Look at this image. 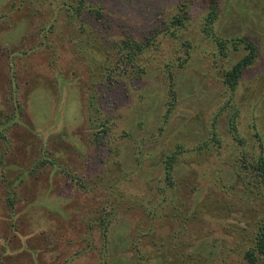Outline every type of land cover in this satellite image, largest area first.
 Wrapping results in <instances>:
<instances>
[{
  "label": "rangeland",
  "instance_id": "obj_1",
  "mask_svg": "<svg viewBox=\"0 0 264 264\" xmlns=\"http://www.w3.org/2000/svg\"><path fill=\"white\" fill-rule=\"evenodd\" d=\"M87 1L101 13L85 10L86 26L105 45L125 36L143 40L156 35L155 45L145 56L146 73L134 79L118 76L108 84L101 80L106 72L105 53L80 45V51L74 49L83 34L74 37L79 30L67 22L58 0L45 1L35 12L30 0L23 6L19 0H0V264H136L133 243L140 223L144 222L145 230L152 228L142 209L152 206V195L161 182L162 153L176 143L194 146L201 141L207 121L222 103L224 89L217 67L225 61L214 65L213 46L202 37L204 0ZM180 1L189 4L190 16L184 36L178 39L161 28ZM220 5L218 34H248L262 46L235 95L242 105L239 129L250 145L257 146L249 123L255 115L251 109L260 111L264 98V0H220ZM55 16L54 31L46 37L47 29L39 30V26L52 23ZM26 33L27 39L22 40ZM185 39L194 48L182 66L173 68L177 102L160 129L168 98L165 64L178 54L183 58L179 50ZM32 43L37 47L20 53L18 47L28 49ZM243 53L242 49L230 52L227 64ZM90 95L98 107L95 116L110 118V132L101 145L91 140ZM225 113L218 120L225 142L221 152L200 164L182 161L181 174L197 173L201 189L189 193L191 208L215 185L216 177L226 183L235 181L225 162L235 144ZM258 115L260 119L262 114ZM258 123L264 137V127ZM73 176L86 186L80 188ZM104 196L121 199L123 205L107 235L96 224ZM129 199L142 205L125 211ZM203 217L193 225L203 237L200 241L213 243L214 251L232 240L225 233L224 218L207 212ZM176 223L160 217L154 236L168 234ZM142 246L144 251L152 249L148 241ZM148 264L162 262L156 257Z\"/></svg>",
  "mask_w": 264,
  "mask_h": 264
},
{
  "label": "trees",
  "instance_id": "obj_2",
  "mask_svg": "<svg viewBox=\"0 0 264 264\" xmlns=\"http://www.w3.org/2000/svg\"><path fill=\"white\" fill-rule=\"evenodd\" d=\"M24 1L19 0L21 6H23ZM45 1L48 2V0H30L32 5L30 6L34 12L39 11L38 5ZM204 1L206 9L200 29L202 37L213 46L212 62L214 65L220 59L225 61L217 67L219 79L224 89L221 93L222 103L207 121L205 137L201 141L194 146L176 143L174 148L162 153L158 162L161 174L158 180L161 182L155 187V192L152 195L154 200L150 202L152 206L143 205L142 209L144 217L150 221L152 228L145 230L144 222L140 223V228L135 235L136 240L133 243L136 264H148L149 259L156 257L161 260L162 264H264V137L258 123L260 120L261 126L264 127V119H262L264 98L260 111L257 108L251 109L255 115L252 116L249 127L253 129L251 136L257 146L250 145L247 136L242 134L239 129L238 117L242 111V105L235 100L240 79L245 71L257 62L262 46L257 39L248 34L233 36L218 34L215 25L221 13L220 0ZM58 2L62 6L59 8H63L68 16L67 22L76 25L79 30L74 37L83 34L75 43L74 49L80 51L78 48L80 45L89 47L91 50L100 49L105 53L107 65L104 67L106 72L102 74V81L113 84L117 81L118 76H130L131 79H134L146 73L145 56L155 45L153 42L155 34L145 37L143 40L125 36L112 39L109 44L105 45L100 39L92 35L93 30L86 26L83 17L85 10L99 16L101 12L98 6L87 0H58ZM13 6L14 2H12L11 7ZM176 7L178 10L164 20L161 32L164 31L171 37L181 39L187 27L186 21L190 16V7L185 1H180ZM57 20L58 18L55 16L51 20L52 23L50 21L41 23L39 30L47 29L46 37H48V34L54 31V22ZM48 23H50L49 26L45 28L44 25ZM23 39H27V33ZM180 43L179 51L183 53V58L178 54L165 64L164 73L167 80L168 98L165 102L160 129H163L164 124L170 118L177 102V91L174 83L175 70L173 68L182 66L194 48L189 39L181 40ZM3 45L6 46V44ZM34 46L37 47V43L30 44L28 49L18 48L20 53H26ZM241 49L244 53L236 61L229 64V60L227 64L230 52ZM11 86L12 89L13 87L15 89L12 80ZM92 97L89 96L88 103L90 107L88 119L92 124L91 140L95 145H101L104 137L110 132V118L95 116L98 107L94 104ZM223 112H226L228 132L235 143L231 147L229 159L225 162H228L231 167L235 181L226 183L221 178L216 177L215 185L209 186L201 200L196 204L194 203L195 205L191 208L189 193L198 192L201 189L196 183L197 173L189 177L181 174L183 171L182 161L193 160L200 164L207 162L214 154L221 152L225 142L218 129V120ZM258 114H262L260 119ZM7 118L12 119V115L11 117L7 115ZM192 171L194 172V169ZM73 177L80 188L86 186L84 182L75 176ZM114 181H117V178ZM104 198L105 201L98 209L99 214L96 217V224L99 226L102 235L106 234L108 226L113 223V216L118 212V208L123 206L121 199H114V197L109 199L107 196ZM128 201V207H124L125 211H132L134 207L142 205V203H132L131 199ZM12 204L10 202V206ZM205 212L217 215L221 219L224 218L226 220L225 233L232 236L231 241L221 243L219 250L213 251V243L200 241L203 237L198 234L196 229H193L196 222L204 220ZM162 216L166 217L168 221L174 220L177 223L171 227L172 229L168 234L156 237L153 231L159 227L158 219ZM229 218L232 223H228ZM235 220L237 222L234 223ZM106 239V237L103 239L105 246H107L108 241ZM145 241H148L152 249L143 250L142 245H145Z\"/></svg>",
  "mask_w": 264,
  "mask_h": 264
}]
</instances>
